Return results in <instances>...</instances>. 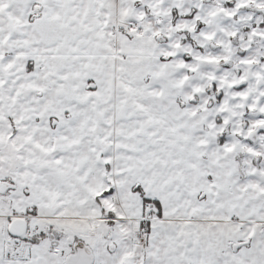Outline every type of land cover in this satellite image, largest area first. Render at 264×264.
Returning a JSON list of instances; mask_svg holds the SVG:
<instances>
[{"label": "snow or ice", "instance_id": "6c2138e0", "mask_svg": "<svg viewBox=\"0 0 264 264\" xmlns=\"http://www.w3.org/2000/svg\"><path fill=\"white\" fill-rule=\"evenodd\" d=\"M0 264H264V0H0Z\"/></svg>", "mask_w": 264, "mask_h": 264}]
</instances>
